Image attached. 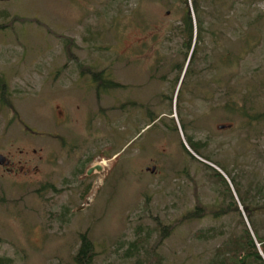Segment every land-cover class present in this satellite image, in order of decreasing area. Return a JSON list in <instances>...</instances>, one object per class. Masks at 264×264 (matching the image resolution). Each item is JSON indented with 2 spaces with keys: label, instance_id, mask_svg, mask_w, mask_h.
<instances>
[{
  "label": "rangeland",
  "instance_id": "rangeland-1",
  "mask_svg": "<svg viewBox=\"0 0 264 264\" xmlns=\"http://www.w3.org/2000/svg\"><path fill=\"white\" fill-rule=\"evenodd\" d=\"M0 80V257L207 264L246 209L264 237V0H0Z\"/></svg>",
  "mask_w": 264,
  "mask_h": 264
},
{
  "label": "trees",
  "instance_id": "trees-1",
  "mask_svg": "<svg viewBox=\"0 0 264 264\" xmlns=\"http://www.w3.org/2000/svg\"><path fill=\"white\" fill-rule=\"evenodd\" d=\"M196 5V1L194 3ZM195 7V6H194ZM196 9V7H195ZM182 27L184 29V36H186V43L185 48L188 51L186 54H184V57L187 58L185 71L183 76L186 73V69H192V65L194 64V60L196 57V46L195 44L191 47L192 44V17L189 13V8H186V11L181 19ZM196 28H197V39L200 38V19H197L196 22ZM197 39L196 44H197ZM70 54L71 51L69 52ZM183 67V66H182ZM182 69V68H181ZM102 73H93V78L97 80ZM99 80V79H98ZM97 80V81H98ZM101 80V79H100ZM104 83L100 84V86H103L105 88H115L116 85L111 83L108 79L103 80ZM5 84L2 80H0V87L3 89V86ZM179 86H181V82L179 83ZM3 90H1V93ZM158 116L149 115L147 118V124L148 126L152 127L154 126V122L157 120ZM170 124L172 125L173 130H176V124L173 120V118H170ZM187 145L188 147L196 154L199 153L200 149V143L193 142L192 139L189 137L187 138ZM225 171V170H224ZM223 180V179H222ZM223 183L225 184L227 188V184L223 180ZM228 188L226 191L228 192ZM236 191L238 192V188L236 187ZM228 196L231 198V194L229 193ZM244 205V208H246L244 204V200L241 199ZM237 210V208L235 209ZM238 211V210H237ZM195 212V211H194ZM239 212V211H238ZM247 215V222L249 224V227L251 229L252 234L254 235L256 241L252 238L250 231L245 227L243 220L240 216V223L243 226V231L240 235H231L228 237L223 243L216 249L213 257L209 260L207 264H264V237L259 234L258 227L254 220L251 219L250 212L246 209ZM197 213V212H196ZM168 234V231H160L159 230V237L156 242V245L162 242L163 238H165ZM198 238H207L204 233H198ZM212 238V237H211ZM79 246L76 249L75 253L72 256V264H92L95 256V252L93 250V244L90 241V239L85 234H79ZM258 245V246H257ZM129 251L131 252L129 256H135L139 253L138 246L135 245V249L130 248ZM148 260V259H147ZM154 260L151 262H145L142 260L141 257H138L135 264H154ZM0 264H12V259L9 257H0Z\"/></svg>",
  "mask_w": 264,
  "mask_h": 264
},
{
  "label": "water",
  "instance_id": "water-1",
  "mask_svg": "<svg viewBox=\"0 0 264 264\" xmlns=\"http://www.w3.org/2000/svg\"><path fill=\"white\" fill-rule=\"evenodd\" d=\"M219 128H223V126H219ZM4 161H5V157L2 156V155H0V165H1V164H4V163H5ZM95 169H96V170H99V169H100V166H96ZM153 169H154V168L152 167L151 170H153ZM92 170H93V168L89 169L88 173H90Z\"/></svg>",
  "mask_w": 264,
  "mask_h": 264
},
{
  "label": "flooded vegetation",
  "instance_id": "flooded-vegetation-1",
  "mask_svg": "<svg viewBox=\"0 0 264 264\" xmlns=\"http://www.w3.org/2000/svg\"><path fill=\"white\" fill-rule=\"evenodd\" d=\"M5 157V156H4ZM5 163L3 164V166H4V168H5V170L6 171H10V162H9V160L5 157V161H4ZM2 166V165H1Z\"/></svg>",
  "mask_w": 264,
  "mask_h": 264
}]
</instances>
